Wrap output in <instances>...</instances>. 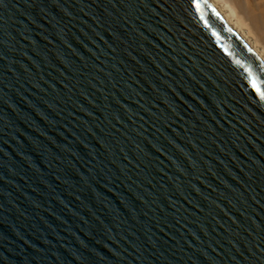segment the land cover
Returning a JSON list of instances; mask_svg holds the SVG:
<instances>
[{
	"label": "water",
	"instance_id": "1",
	"mask_svg": "<svg viewBox=\"0 0 264 264\" xmlns=\"http://www.w3.org/2000/svg\"><path fill=\"white\" fill-rule=\"evenodd\" d=\"M196 2L0 0V264H264V61Z\"/></svg>",
	"mask_w": 264,
	"mask_h": 264
},
{
	"label": "bare ground",
	"instance_id": "2",
	"mask_svg": "<svg viewBox=\"0 0 264 264\" xmlns=\"http://www.w3.org/2000/svg\"><path fill=\"white\" fill-rule=\"evenodd\" d=\"M264 61V0H210Z\"/></svg>",
	"mask_w": 264,
	"mask_h": 264
},
{
	"label": "snow or ice",
	"instance_id": "3",
	"mask_svg": "<svg viewBox=\"0 0 264 264\" xmlns=\"http://www.w3.org/2000/svg\"><path fill=\"white\" fill-rule=\"evenodd\" d=\"M196 7L197 8L200 7V4H199L198 0L196 2ZM252 86L257 91V93H259L261 99H264V91H261V88H260L257 80L255 79V77H253V79H252Z\"/></svg>",
	"mask_w": 264,
	"mask_h": 264
}]
</instances>
